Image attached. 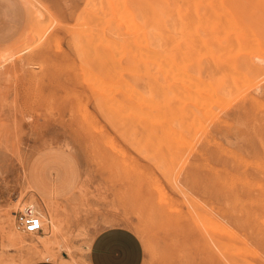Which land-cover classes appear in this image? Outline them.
Returning a JSON list of instances; mask_svg holds the SVG:
<instances>
[{
    "label": "rangeland",
    "instance_id": "1",
    "mask_svg": "<svg viewBox=\"0 0 264 264\" xmlns=\"http://www.w3.org/2000/svg\"><path fill=\"white\" fill-rule=\"evenodd\" d=\"M161 1L0 0V264H89L112 225L141 264H264V0H223L236 23L220 27H170ZM47 146L78 171L49 203L27 182ZM26 202L34 234L14 225Z\"/></svg>",
    "mask_w": 264,
    "mask_h": 264
},
{
    "label": "crops",
    "instance_id": "2",
    "mask_svg": "<svg viewBox=\"0 0 264 264\" xmlns=\"http://www.w3.org/2000/svg\"><path fill=\"white\" fill-rule=\"evenodd\" d=\"M14 30L0 26V41ZM77 167L67 150L47 146L31 160L28 187L33 195L49 203L68 196L77 186ZM143 245L131 228L106 226L92 237L88 247L89 264H141ZM29 264H61L55 260L37 259Z\"/></svg>",
    "mask_w": 264,
    "mask_h": 264
},
{
    "label": "bare ground",
    "instance_id": "3",
    "mask_svg": "<svg viewBox=\"0 0 264 264\" xmlns=\"http://www.w3.org/2000/svg\"><path fill=\"white\" fill-rule=\"evenodd\" d=\"M103 1V0H102ZM222 1L223 0H221V3L219 2V1H216V0H162L161 2L162 3H159V4H161V6L159 7L160 8V11H162L164 14L165 13H167V14H169L168 16L169 17H171L172 18V21L170 22L169 20H171V18H169L168 16V18L167 17H165L167 20L166 21H168V22H170V24H172V23H174L175 24V27H176V25L178 26H184V27H186V26H192V25H194V24H198V25H202V24H207V25H211V26H231V25H233V24H235L236 22H235V20L233 19V18H231L228 14H230V9L227 7V6H225V4H223L222 3ZM114 3V2H113ZM110 4V3H109ZM114 5V4H113ZM204 5H208V9H207V11H205V12H203L202 10H201V8L204 6ZM192 7H195L196 9H197V11L198 10H200V12H198V14L197 15H193V16H191L190 15V13H189V11H191L190 9H192ZM230 7V6H229ZM111 9V8H110ZM121 9V8H120ZM109 12H110V10H109ZM218 13H222L223 14V17H226L225 19L226 20H224V18L223 17H221L222 15H220V17H219V15H218ZM214 14V15H213ZM217 14V15H216ZM108 16V15H107ZM109 18V17H108ZM96 19V18H95ZM140 20V19H139ZM165 21V22H166ZM124 22H126V21H124ZM168 22H166L167 24H168ZM108 23V22H107ZM98 24V23H97ZM129 24V23H128ZM134 24H136V23H134ZM164 24V23H163ZM166 24V25H167ZM169 24V25H170ZM174 24H172V25H170V27H173L174 26ZM168 25V26H169ZM132 26V25H131ZM208 27V26H207ZM98 28V27H97ZM128 28V27H127ZM225 29H226V27H225ZM126 30V29H125ZM135 30H137V29H135ZM130 31V30H129ZM141 31V30H140ZM136 32V31H135ZM143 32V31H142ZM192 32V31H191ZM224 32V31H223ZM139 33V32H138ZM141 33V32H140ZM111 34V33H110ZM181 34V33H180ZM186 34V33H185ZM144 36V35H143ZM152 37V36H151ZM173 39V38H172ZM142 40V39H141ZM158 42H160V41H158ZM142 43V42H141ZM157 44V43H156ZM158 46V45H157ZM113 47V46H112ZM233 47V46H232ZM114 48V47H113ZM143 48H141V50H142ZM207 50V49H206ZM139 51V50H138ZM210 51V50H209ZM132 52H133V50H132ZM145 52V51H144ZM156 52V51H155ZM162 52V51H161ZM167 52V51H166ZM171 52V51H170ZM215 52V51H214ZM213 52V54H215ZM136 53H137V51H136ZM146 53V52H145ZM177 53V52H176ZM121 54H123V53H121ZM156 54H158V53H156ZM164 54V53H163ZM162 54V55H163ZM168 54H169V52H168ZM149 55V54H148ZM159 55V54H158ZM161 55V54H160ZM177 55V54H176ZM152 56H153V54H152ZM116 57H118V56H116ZM148 57V56H147ZM156 58L158 57V56H155ZM150 58V57H149ZM155 58V59H156ZM173 58V57H172ZM177 57H175V59H176ZM152 59H153V57H152ZM158 60L157 61H159V57L157 58ZM161 59H163L164 60V57H162ZM171 59V58H170ZM179 59V58H178ZM166 60V59H165ZM161 61V60H160ZM159 61V62H160ZM167 61V60H166ZM179 61H181V60H179ZM150 62V61H149ZM168 62H170V61H167V63ZM162 63V67H163V72H164V74H165V71H164V68L166 67V68H168L169 67V65H167V64H165V63H163V62H161ZM171 63V62H170ZM205 63V62H204ZM167 65V66H165V65ZM165 66V67H164ZM238 67V66H237ZM253 67V66H252ZM118 68V67H117ZM116 68V69H117ZM154 68V67H153ZM170 68V67H169ZM172 69H174V71L177 69H175L174 67L172 68ZM208 69H209V67H208ZM211 69V68H210ZM109 70V69H108ZM167 70V69H166ZM169 70V72L171 71L172 72V70H171V68L170 69H168ZM179 71H180V69H178ZM161 71V70H160ZM181 72V71H180ZM209 72V71H208ZM173 73V72H172ZM203 73V72H202ZM174 74V73H173ZM172 74V75H173ZM176 75L177 74H180V73H175ZM236 74V73H235ZM167 75H169V74H167ZM182 75H184V74H182ZM202 75V74H201ZM170 76H171V73H170ZM180 75H178V77H179ZM188 76V75H187ZM187 76H185V77H187ZM238 76V75H237ZM169 77V76H168ZM172 77V76H171ZM176 77L177 76H173L172 78H174V79H176ZM182 78H184V76H181ZM181 77H180V79H181ZM172 78H170L169 77V79L172 81ZM166 79H168L167 77H166ZM168 79V80H169ZM178 79V78H177ZM174 80V81H178V82H184V80L182 81V79L179 81V80ZM185 79V78H184ZM192 79V78H191ZM187 80V79H186ZM185 80V82L184 83H186V82H188V83H186L185 84V86H187V84H189L188 85V88H191V82L193 81L194 82V80H190V83H189V81L187 80L186 81ZM196 80V79H195ZM198 80V79H197ZM166 81V80H165ZM227 81V80H226ZM105 82V81H104ZM203 82H205V81H203ZM212 82V81H211ZM195 83V82H194ZM197 83V82H196ZM200 83V82H199ZM248 83H250V82H248ZM109 84V83H108ZM205 84V87L206 86H208V85H206V83H204ZM107 85V84H106ZM192 85H195V84H193L192 83ZM119 86V85H118ZM128 86V85H127ZM184 86V85H183ZM200 85H198V88H200L199 87ZM202 86H203V84L201 85V89H202ZM102 87H104V86H102ZM193 88H195V86H192ZM210 87V86H209ZM229 87V86H228ZM171 88H172V86H171ZM175 88H176V86H175ZM181 88V87H180ZM179 88V89H180ZM104 89V88H103ZM192 89V88H191ZM200 89V90H201ZM204 90H205V88H203ZM208 89V88H207ZM212 88H210V92L212 91L211 90ZM232 89V88H231ZM168 90H171V89H168ZM167 90V91H168ZM195 90V89H194ZM112 91V90H111ZM177 91H179V90H177ZM130 92V91H129ZM147 92V91H146ZM188 92V91H187ZM186 92V93H187ZM191 92V91H190ZM185 93V92H184ZM196 93L198 94V92H193V93H189V94H194L195 96H197L196 95ZM156 94V93H155ZM168 94V93H167ZM171 94V93H170ZM112 95V94H111ZM157 95V94H156ZM186 96H189V95H186ZM194 96V97H195ZM199 96V95H198ZM214 96V95H213ZM180 97H181V95H180ZM182 97H183V95H182ZM181 97V98H182ZM191 97H193V96H191ZM200 97V96H199ZM196 98V99H195ZM194 98V101L193 102H196V104H199V105H201V106H203L202 104V101H204V97H202V101L200 102L199 100L200 99H198L197 97H195ZM204 98V99H203ZM140 99V98H139ZM167 99V98H166ZM183 99V98H182ZM184 99H188L187 101H189V100H191L190 98H184ZM198 99V100H197ZM212 99H213V97H212ZM217 99V98H216ZM227 99V98H226ZM143 100V99H142ZM207 100V99H206ZM150 101V100H149ZM192 101V100H191ZM198 101L200 102V103H202V104H200V103H198ZM209 101V100H208ZM217 102V101H216ZM112 103V102H111ZM210 103V102H209ZM208 103V104H209ZM213 103H214V101H213ZM125 105V104H124ZM148 105V104H147ZM198 105V106H199ZM206 105V104H205ZM167 106V105H166ZM182 106H184V105H182ZM197 106V107H198ZM172 107V106H171ZM200 107V106H199ZM118 108V107H117ZM128 108V107H127ZM103 109V108H102ZM138 109V108H137ZM202 109H203V107H202ZM206 109V108H205ZM177 111H179V110H177ZM110 112V111H109ZM180 112V111H179ZM136 113V112H135ZM139 114V113H138ZM140 114H142L143 115V113H140ZM152 115V114H151ZM154 116H156V115H154ZM161 116V115H160ZM150 118V117H149ZM153 118V117H152ZM123 123V122H122ZM174 123H176V122H174ZM194 124H196V123H194ZM165 125V124H164ZM138 127H140V126H138V124H137V128L136 129H138ZM140 130H141V128H139ZM138 129V130H139ZM141 131H143V129L141 130ZM168 131V130H167ZM138 132V131H137ZM137 132H135V133H137ZM144 132V131H143ZM150 132V131H149ZM131 133H132V131H131ZM130 133V134H131ZM173 133V132H172ZM176 133V132H175ZM139 134V133H138ZM139 136V135H138ZM147 136V135H146ZM175 136H176V134H175ZM130 137V136H129ZM148 137V136H147ZM134 138V137H133ZM179 138V137H178ZM178 138H177V140H178ZM141 139V138H140ZM146 139V138H145ZM174 139V138H173ZM180 139V138H179ZM136 142V141H135ZM139 142V141H138ZM145 143V142H144ZM135 146V145H134ZM144 146V145H143ZM142 146V147H143ZM190 147V146H189ZM145 149V148H144ZM141 151H144V150H142L141 149ZM146 152V151H145ZM144 152V153H145ZM37 207V206H36ZM38 208V207H37ZM44 208H45V206H44ZM52 209V208H51ZM38 210H39V212H40V214H41V216H44V214H43V212L42 211H40V209L38 208ZM48 210V209H47ZM48 212H50V211H48ZM49 214V213H48ZM49 216H50V218H51V220L52 221H54V217H53V215H51V212H50V214H49ZM45 218V217H44ZM208 221V220H207ZM205 222H206V220H205ZM212 223V222H211ZM211 227H213L214 228V226H211ZM222 227H224V226H222ZM209 228V227H208ZM212 229V228H211ZM223 229H225V228H223ZM223 231V230H222ZM34 234V233H33ZM244 264H245V262H244ZM246 264H248V263H246Z\"/></svg>",
    "mask_w": 264,
    "mask_h": 264
},
{
    "label": "built area",
    "instance_id": "4",
    "mask_svg": "<svg viewBox=\"0 0 264 264\" xmlns=\"http://www.w3.org/2000/svg\"><path fill=\"white\" fill-rule=\"evenodd\" d=\"M14 225L25 233L39 232L43 228V220L38 208L31 202H26L14 210Z\"/></svg>",
    "mask_w": 264,
    "mask_h": 264
}]
</instances>
